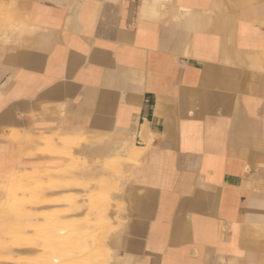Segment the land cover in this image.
<instances>
[{
  "label": "crops",
  "instance_id": "crops-1",
  "mask_svg": "<svg viewBox=\"0 0 264 264\" xmlns=\"http://www.w3.org/2000/svg\"><path fill=\"white\" fill-rule=\"evenodd\" d=\"M225 8L0 0V181L129 137L110 264H264V23Z\"/></svg>",
  "mask_w": 264,
  "mask_h": 264
},
{
  "label": "rangeland",
  "instance_id": "rangeland-1",
  "mask_svg": "<svg viewBox=\"0 0 264 264\" xmlns=\"http://www.w3.org/2000/svg\"><path fill=\"white\" fill-rule=\"evenodd\" d=\"M248 1L251 3L254 0ZM262 2H264V0ZM238 10L239 12H242L241 8H238ZM83 141L90 142L89 139H79L68 144V146L61 147L57 146L55 143L50 146L49 141L47 143L48 146H45L44 144V147L40 152H51L53 149L55 151V156L59 157L61 160L60 165L44 167L41 169L13 170L2 177L3 186L7 185L9 187L17 184L26 185L27 183L26 186H28V192L26 195H23L20 192L16 193L17 198L12 199L14 202L12 204L5 200L8 197L5 190H0V200L6 201L5 208L0 210V264H37V262H41L42 259V264H49L54 253L63 254L64 250L62 247L64 246L61 244L52 245L56 246V248L53 247L56 251L54 252L53 248L50 246L44 245L43 247L42 245L39 246V248L36 244L42 240V236L64 224H68L66 236L72 238L70 240L71 244L76 242L74 239H77L79 235L82 236L83 240L84 237L87 238L90 234L96 235L99 236L101 240H104L103 242L110 240L115 235H120V232L124 227V220L120 214L124 212V208L123 203L119 199H112V195L116 192L121 194L122 188L124 187L118 185L120 182L124 184L125 181H127L126 178L129 174H127L128 172L124 171L120 165H123L125 162L123 163L122 161L126 160H120L118 159V156L114 154V156H109L110 160L101 159L100 161L99 157H94L89 153L86 155V158L83 157L84 159L79 161L82 163L84 162L83 166L86 165L87 167L94 169V171H92L94 173H87V175H84L82 172L86 171L84 168L85 166L82 168L79 165H74L75 154L79 152ZM117 163H119V165ZM114 167L115 169H113ZM99 169L102 170L99 171ZM123 171L126 174H123ZM110 174H112V178L109 177ZM110 181H112V184ZM111 186H114V188ZM16 190L18 191L20 189ZM100 191H102L103 196L98 194ZM106 192L108 193L106 194ZM107 196L110 197L109 201L105 200L108 199ZM103 201H108V204H110L107 208L100 209L99 212V209L95 208V205H97V203L99 205V203ZM93 203L95 204L94 207H92ZM14 204H18L20 207H14L13 209L12 206ZM112 205L114 206L111 207ZM95 211H98V213ZM105 221H109L108 224L105 223ZM46 229H49V231L45 233ZM43 232L44 235L42 234ZM101 234H104V238ZM35 239L38 240L36 241ZM35 247H38V252L34 253L29 250ZM58 249H62V251H59ZM25 251L26 254L24 253ZM114 252L115 251L111 249L110 255L106 257L107 259L104 258L106 261H102V264H110ZM119 252L118 247L116 253ZM77 253L78 252H76V255L72 254L73 256L69 255L68 257H65L69 261L71 259V261H75L74 263L68 262V264H85L84 260L86 251L82 253L84 254L83 256L81 253H79L80 255Z\"/></svg>",
  "mask_w": 264,
  "mask_h": 264
},
{
  "label": "bare ground",
  "instance_id": "bare-ground-1",
  "mask_svg": "<svg viewBox=\"0 0 264 264\" xmlns=\"http://www.w3.org/2000/svg\"><path fill=\"white\" fill-rule=\"evenodd\" d=\"M191 1V0H190ZM219 1V0H218ZM220 1H225V9H226V13L227 14H231V15H233L234 17L233 18H243V19H245V20H248L249 22L246 24L247 25V27H248V24H250V25H252L251 24V22H260V23H262V22H264V2H262L263 0H254L253 2H249L248 0H220ZM188 2V1H187ZM193 2V1H192ZM189 4H190V2H189ZM218 4V3H217ZM2 7V6H1ZM219 8V7H218ZM238 8L240 9L241 8V10H242V12H239V10H238ZM9 18V17H8ZM2 20V19H1ZM0 20V21H1ZM5 22V21H4ZM4 24V23H3ZM22 26V25H21ZM12 27V26H11ZM10 27V28H11ZM17 27V26H16ZM4 28V27H3ZM14 28V27H13ZM21 28V27H20ZM27 28H28V25H27V27H22V29H23V32H25L26 30H27ZM0 29H2V27H0ZM12 29V28H11ZM10 29V30H11ZM18 28H16L15 30H17ZM6 30V29H5ZM5 30H3V31H5ZM9 30V28H8V31H10ZM7 31V30H6ZM12 31V30H11ZM5 33V32H4ZM19 33H20V31H19ZM22 33V32H21ZM1 34H2V30H1ZM5 35V34H4ZM9 35V34H8ZM11 35V34H10ZM4 37V36H3ZM9 37V36H8ZM10 39L9 40H11V37H9ZM2 39V38H1ZM97 137H98V135H97ZM105 138V137H104ZM72 139V138H71ZM92 139V138H91ZM90 139V140H91ZM119 139V138H118ZM77 139H74L73 138V140H72V142H74V141H76ZM102 140V139H101ZM100 141V140H99ZM107 141V140H106ZM49 142V140L48 141H46V143H48ZM72 142H68V144H70V143H72ZM114 142V141H113ZM64 143V142H63ZM66 143H67V141H66ZM103 143H104V141H103ZM105 143H107V142H105ZM109 144V143H108ZM52 145V142H51V140H50V146ZM59 145V144H58ZM62 145V144H61ZM103 145V144H102ZM106 145V144H105ZM98 146H99V144H94V145H92V146H89L87 143L86 144H82V148H80V150H79V152H77L76 154H75V158H74V165L75 166H77V165H79V166H81L82 168L84 167L85 168V172H82V174H86L87 175V173L88 174H93L94 172H92V171H94V169H91L90 167H87L86 165H84L83 166V164H84V162L82 163L81 161H79V160H82V159H84V158H86V155L87 154H91L92 156H94V157H99V156H103V158H101L102 160H110V158H109V156L111 157V156H114V154H116V156H118V159H124V160H126V161H122L124 164L122 165V164H120L121 166H122V168L124 169V171H126L125 170V164L127 163V162H135V161H137L138 159H139V156L142 154V152H143V154L145 153V150H141V149H139V148H137L135 145H134V143H133V140L132 139H130L129 137H128V139H126V137L125 138H120L119 140H117L116 142H114V144H113V146H106L107 148H98ZM143 149V148H142ZM121 150H123L124 152H129L127 155H125V153L124 152H120ZM79 154H81V155H79ZM69 155H70V153H69ZM84 157V158H83ZM142 157V156H141ZM130 158V159H129ZM119 160V161H120ZM114 163V162H113ZM111 164H112V162H111ZM115 164V163H114ZM118 165H119V163H117ZM117 164H116V166H117ZM129 164V163H128ZM120 166V167H121ZM98 168V167H97ZM121 168V169H122ZM113 169H115V167L113 168ZM118 169V168H117ZM121 169H119V170H121ZM122 169V170H123ZM102 169H99V171H101ZM116 171H118V170H116ZM122 172L123 174L125 173V172ZM120 172V171H119ZM127 172V171H126ZM113 173V172H112ZM116 173V172H115ZM27 174V173H26ZM126 174V173H125ZM127 174H129V173H127ZM25 176H27V175H25ZM112 176V174H110V176L109 177H111ZM113 177V176H112ZM111 177V178H112ZM126 177V176H125ZM30 178V177H29ZM116 178V177H115ZM122 178V177H121ZM120 178V179H121ZM130 174L127 176V178L126 179H129L130 180ZM119 179V178H118ZM125 179V180H126ZM26 180V179H25ZM29 180V179H28ZM111 182V184H112V181H110ZM126 183V182H125ZM117 184V183H116ZM26 185H27V183H26ZM26 185H13V186H7V185H4L3 186V183H2V181H0V189L1 190H5V193H6V195L8 196L5 200L8 202V203H14L13 201H12V199H14V198H17V196H16V193H18V192H20V193H22L23 195L25 194L26 195V193L28 192V189H27V187L28 186H26ZM121 185H123V183L122 182H120V184L118 185V186H121ZM117 186V187H118ZM112 188H114V186H111ZM116 188V187H115ZM122 188V187H121ZM16 189H20V190H16ZM112 190V189H111ZM118 190V189H117ZM117 190H115V191H117ZM109 191V190H108ZM108 192H106V194H107ZM113 193V192H112ZM98 194H100V196H103V193H102V191H100ZM111 194V193H110ZM109 194V195H110ZM21 195V194H20ZM108 195V196H109ZM107 196V197H108ZM107 197H105V198H107ZM102 198H104V197H102ZM109 198L110 197H108V199H105V200H108L109 201ZM114 198V199H113ZM19 199V198H18ZM112 199L113 200H116V199H120V194H119V192H116L115 194L113 193V195H112ZM5 200H0V210L1 209H4L5 208ZM102 200V199H101ZM108 201H103V202H100L99 203V205H98V203H97V205H95L94 203H93V206L92 207H94V205H95V208H97V209H99L98 211L100 212V209H104L105 207L107 208L108 206H109V204H108ZM112 204H114V203H112ZM7 205V204H6ZM18 205V204H17ZM16 204H14L13 206H12V208L14 209V207L16 208V207H20L19 205L17 206ZM114 205H112L111 207H113ZM116 206V205H115ZM76 208V207H75ZM115 208V207H114ZM4 211V210H3ZM14 211V210H13ZM98 211H95L96 213H98ZM105 211V210H104ZM115 211V210H114ZM102 213V212H101ZM106 213V212H105ZM36 215V214H35ZM38 215V214H37ZM28 216V215H27ZM98 217H99V215H98ZM96 218V217H95ZM108 218V217H107ZM115 218V217H114ZM110 220V219H109ZM112 220V219H111ZM102 221H103V219H102ZM109 222V221H108ZM108 222H106L105 221V223H107L108 224ZM103 223V222H102ZM111 223V222H110ZM67 225L68 224H64V225H62V226H59L58 228H56V229H53L52 231H50L49 233H47L46 235H44V232L42 233L44 236H42V240L38 243V244H36V245H38V247L39 246H42L43 245V247H44V245L45 246H50L51 248H53V247H55L56 248V246H52V245H55V244H61V245H63L64 247H62V249L64 250V252H63V254H55L54 252H56L54 249L55 248H53V250H54V254H53V256H52V258L50 259V263L49 264H68V262H73V261H69L68 259H66L65 257H68L69 255L71 256L72 254H75L76 255V252H78L77 254H79V253H83V252H85L86 251V255H85V264H87V263H89V264H102L103 262L102 261H106L104 258H106L107 256H109L110 255V252H111V249H113V247L116 245V243H117V237H116V235L115 236H113L110 240H106L105 242H103L104 240H101L100 239V237L99 236H96V235H91L90 234V236L89 237H87V238H85L84 237V240H83V238H82V236H80L79 235V237L76 239H74L75 241V243H70V240L72 239V238H68L67 236H66V231H67ZM93 225H96V224H93ZM111 226V225H110ZM90 227V226H89ZM113 227V226H112ZM116 228V227H115ZM110 229H111V227H110ZM47 231H49V229H46V231H45V233L47 232ZM83 231V230H82ZM79 232V231H78ZM92 232V231H91ZM84 233H85V231H84ZM39 234H40V231H39ZM81 234V233H80ZM105 234V233H104ZM103 234V235H104ZM28 235V234H27ZM38 235V234H37ZM83 235V234H82ZM99 235V234H98ZM102 235V234H101ZM103 235H102V237H103ZM33 237H35V236H33ZM37 237V236H36ZM104 238V237H103ZM39 239V238H38ZM37 239V240H38ZM36 240V239H35ZM36 240V241H37ZM81 240H83V241H81ZM35 242V241H34ZM72 242V241H71ZM33 244V243H32ZM71 244V245H70ZM3 245V244H2ZM4 246V245H3ZM32 246H35V245H32ZM29 247V246H28ZM27 247V248H28ZM38 247H35V248H32V249H29V250H31L32 252H38V250L39 249H37ZM42 247V248H43ZM40 248V247H39ZM49 248V247H48ZM62 249H58L59 251H62ZM28 250V251H29ZM44 250V249H43ZM27 251V252H28ZM51 251H52V249H51ZM59 251H57V252H59ZM40 252V251H39ZM45 252H46V249H45ZM25 254H26V251L24 252ZM33 253V254H34ZM40 253H42V252H40ZM44 253V252H43ZM47 253H48V251H47ZM50 253V252H49ZM29 254V253H28ZM30 255V254H29ZM42 255H44V254H42ZM80 255V254H79ZM84 254H82V256H83ZM38 256H39V254H38ZM73 256V255H72ZM65 258V259H64ZM80 258V257H79ZM37 259V258H36ZM35 259V260H36ZM41 259V258H40ZM39 259V260H40ZM104 259V260H103ZM107 259V258H106ZM32 260H33V258H32ZM43 260V259H42ZM42 260H41V262H42ZM31 261V260H30ZM32 262V261H31ZM36 262H37V260H36ZM41 262H37V264H42ZM44 262V261H43ZM75 262V261H74ZM73 262V263H74ZM105 263V262H104ZM24 264V263H23ZM31 264H34V263H31ZM44 264V263H43ZM48 264V263H47ZM79 264H81V263H79Z\"/></svg>",
  "mask_w": 264,
  "mask_h": 264
}]
</instances>
